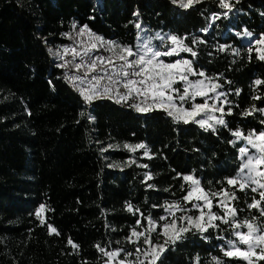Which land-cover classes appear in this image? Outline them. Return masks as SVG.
<instances>
[{
    "label": "trees",
    "instance_id": "trees-1",
    "mask_svg": "<svg viewBox=\"0 0 264 264\" xmlns=\"http://www.w3.org/2000/svg\"><path fill=\"white\" fill-rule=\"evenodd\" d=\"M227 2L231 11L219 0L189 8L173 0H0V264H104L96 245L134 252L126 237L136 220L146 227L144 217L151 215L161 223L166 212L154 205H183L185 175L209 192L235 191L236 220L256 217L264 225V217L247 207L259 195L226 183L237 176L244 147V140L230 143L236 140L231 131H264V115H242L253 105L264 108V98L253 99L264 97V84L254 83L264 81V61L257 59L256 46L237 36L244 30L257 40L264 35V0ZM137 24L150 35L177 36L197 53L193 58L182 52L181 58L193 60L195 69L220 85L223 100L230 102L224 111L232 110L223 116L226 127L205 131L176 122L165 111L139 113L129 106L135 99L86 104L65 79L73 65L58 67L49 52L68 44L65 36L83 26L105 42L134 48ZM154 43L170 48L168 41ZM139 144L148 155L140 149L133 160L128 151L104 150ZM126 204L139 212L127 211ZM41 205L44 224L35 215ZM212 210L221 215L215 205ZM215 223L218 227L203 234L185 233L157 264H214L217 259L245 264L223 255L233 228ZM49 226L58 234L50 235Z\"/></svg>",
    "mask_w": 264,
    "mask_h": 264
},
{
    "label": "snow or ice",
    "instance_id": "snow-or-ice-1",
    "mask_svg": "<svg viewBox=\"0 0 264 264\" xmlns=\"http://www.w3.org/2000/svg\"><path fill=\"white\" fill-rule=\"evenodd\" d=\"M174 3H179L181 7L189 8L194 4L201 3V0H173ZM220 7L231 11V5L227 0H219ZM75 27V25L73 26ZM140 28V25H136ZM78 36H87L89 40L94 41L84 47L83 53L78 52L75 48L72 49L73 59L77 56L89 57L87 62L81 60L80 63L74 65L77 72L84 70L83 77H71L70 82L74 85L84 84L85 80H88L87 87L78 88L80 96L83 98L86 104H90L97 98H109L115 99L116 103H128L129 100L135 98L138 102L129 105L135 108L139 112H149L153 110L165 111L168 116L172 117L174 121L183 123H197L205 131H216L214 125L227 126L224 115H232L231 108L225 113L223 105L230 103L229 101H221V106H217L216 103L209 104V99L219 100L224 93H217L219 84H212L209 87L205 83V79H211L206 77L204 71H198L193 66V60L179 59L174 62L165 63L160 60L161 56H174L179 55L180 52H188L193 58L197 56V53L193 51L191 47L184 44L183 39L177 36H169L167 39L171 42L172 47L168 50H156L153 51L147 45H144L142 50L134 52L132 48L127 46H120L115 42H105L98 36H93L87 26H83L79 29ZM159 35V34H158ZM248 35H251L248 33ZM160 39H164L160 37ZM98 42V43H97ZM203 43V41H200ZM99 46L107 44V51L112 53L108 57L97 56L91 57L90 53L98 50ZM257 45L264 46V35H262L257 41ZM223 46L221 51H223ZM66 55L68 49H64ZM252 49H249L251 52ZM258 52L257 59L264 61V47L256 49ZM52 52V49H49ZM238 54V53H237ZM56 55L60 56L57 52ZM130 57H136L130 59ZM62 59L63 57L60 56ZM58 67H67L66 64L57 65ZM92 73H97L92 75ZM190 76L204 77L205 79H199L192 81ZM67 78V74H66ZM107 81V83H102ZM182 84V91L174 87L176 84ZM228 83H231L228 81ZM257 86L264 84L262 80H256L254 82ZM124 89L123 92L120 89ZM209 93L215 95L209 96ZM175 94V95H174ZM236 95L240 94V90H236ZM197 97L203 99V103H192L190 108H185L183 105L177 106L174 103L175 99H179L181 102L195 101ZM264 97L255 96L253 99H262ZM219 112L220 117L206 114ZM259 112L264 115V108H257L253 105L250 109L244 111L242 115L252 116L254 113ZM83 115V113H82ZM212 121L213 123H209ZM264 124V120H261ZM231 135L236 140L230 141L235 144L237 141L244 140L248 147L240 148V154L242 163L239 167L236 177L228 178L226 183L228 186L236 189V191L244 192L249 189L251 192L259 194V199L252 198V202L247 205L249 209H256L261 217H264V131L257 132L252 130L248 134H244L241 130L237 129L231 131ZM130 151H136L137 149H145V155H148L146 146L139 144L135 146L125 145ZM249 148L254 150L252 154H249ZM105 151L107 149H104ZM140 167H147V165H139ZM146 180H151L153 177L150 174H145ZM185 184L188 185L187 189L184 185H181L182 191H185V195L181 198L183 204H191L192 209H195L199 215H181L176 216L177 212L186 213L192 209H188L182 206L180 201L166 202L164 205H154L153 207H163L164 211L169 213V216H161L159 220L162 224H158L157 221L151 216H146L144 219L147 221V226H143L139 219L136 220L135 227L131 230V233L126 237L127 243L139 244L141 242L143 247H136L135 251H125L123 248L105 251L99 245H96L97 249L107 259L104 264H157L161 261L162 255L168 250L170 245H175L178 241L183 239L184 234L195 230L201 234L208 231L209 228H216L218 225L215 223L219 220L223 224H230L233 228V234L240 245H244V248L239 247L233 241H228V250H223V255L230 259L242 260L245 264H259L260 261H264V225H258L256 217H253L252 221L234 222L237 216L238 210L232 206V201L238 199L235 191L229 192L225 189H221L217 192L206 191L201 187L200 181L193 175H185L182 177ZM149 188L154 185H148ZM167 191V189H165ZM222 197V198H221ZM213 198L218 200L215 205L220 208L223 215H218L212 211ZM127 211L139 212V209L133 208L131 204H126ZM45 206L41 205L35 215L41 224H44L43 213L45 212ZM206 210V211H205ZM141 215H143L141 213ZM159 227V232L157 228ZM246 228L247 232L236 231L239 228ZM140 229V230H137ZM157 233L158 237H163V242H157L153 239L152 233ZM49 234H58L56 229L49 226ZM223 239V237H219ZM68 244L73 249H78V245L73 243L71 239L68 240ZM124 253L123 259H117ZM135 256V260H129L128 257ZM143 257V258H141ZM214 264H223L221 260H215Z\"/></svg>",
    "mask_w": 264,
    "mask_h": 264
},
{
    "label": "rangeland",
    "instance_id": "rangeland-1",
    "mask_svg": "<svg viewBox=\"0 0 264 264\" xmlns=\"http://www.w3.org/2000/svg\"><path fill=\"white\" fill-rule=\"evenodd\" d=\"M176 5H178L179 7H181L180 5H179V3L177 2V3H175ZM181 8H184V7H181ZM138 31H139V35H138V37H137V41H136V45H135V47L134 48H132V50L134 51V52H136V51H138V50H142L143 49V47H144V45H147L148 47H150L153 51H156V50H161L155 43H154V40H158V41H161V42H165V41H168L169 43H170V48H168V49H171L172 47H175V45H172L171 44V42L167 39L169 36H171L170 34H168V33H166V32H161V31H158V32H156L154 35H150V34H148L147 33V31L144 29V27L143 26H140V28H138ZM159 34V35H158ZM238 36V35H237ZM240 36V37H239ZM239 40L243 43V44H245V45H247V46H256L257 48H259V47H264V46H261V45H257L256 44V41H257V38L254 36L253 38H251L247 33H244V32H242L241 34H239ZM66 37V39L69 41V43L68 44H66V45H63V46H60V47H58V48H56V49H52V52H51V54H52V59L58 64V65H61V64H66L67 63V65H73V70H75V67H74V65H75V63H76V58L75 59H73V53H72V49H76L77 48V30H73L72 31V33H70L69 35H66L65 36ZM160 37H163L164 39L162 40V39H160ZM94 42V41H93ZM98 43V42H97ZM116 44H118V45H120V46H125V45H122V44H120V43H116ZM103 46H107V44H104ZM98 47H100L99 46V44H98ZM128 47V46H127ZM131 48V47H130ZM64 49H68V52H67V54L65 55L64 54ZM167 49V50H168ZM57 52H59L60 53V56H62L63 58L61 59L60 58V56H58V55H56V53ZM181 53L182 52H180L179 53V55H174V56H171V57H168V56H161L160 57V60H162V61H164L165 63H170V62H174V61H176V60H179V59H188V58H181ZM234 54H235V52H234ZM90 56L91 57H96V54L94 53V52H91L90 53ZM174 57V59H172V60H169V58H173ZM89 58V57H88ZM136 57H130V59H135ZM189 60V59H188ZM189 79L190 80H192V81H196V80H199V79H205L204 77H199V76H190L189 77ZM205 83L209 86V87H211V85L212 84H216L214 81H212V80H210V79H205ZM174 87L175 88H177V89H180L181 91H182V84H180V83H178V84H176V85H174ZM120 91L121 92H123L124 91V89H120ZM217 93H221V91H220V89L218 88L217 89ZM223 93V92H222ZM175 95V94H174ZM213 95H215V94H213V93H209V96L211 97V96H213ZM133 99H135V98H133ZM111 100H113L114 102H116L115 101V99H111ZM136 100V99H135ZM129 101H133V100H129ZM221 101H224L223 100V96H221L220 98H219V100H213V99H209V104H212V103H216L217 104V106L219 107V106H221ZM136 102H138L137 100H136ZM136 102H134V103H136ZM174 103L177 105V106H181V105H183V107H185V108H190L191 107V104L192 103H203V99H201L200 97H197L196 98V100L195 101H186V102H181L179 99H175L174 100ZM136 110V109H135ZM137 111V110H136ZM137 112H139V111H137ZM139 113H145V112H139ZM207 115H214V116H216V117H219V115H221L219 112H213V113H209V114H206L204 117H197V119H200V118H207ZM209 123H213L212 121H209ZM195 124H197V123H195ZM198 125V124H197ZM199 126V125H198ZM216 125H214V127H215ZM200 127V126H199ZM243 144H244V147H248L247 145H246V142L244 141L243 142ZM130 146H132V145H130ZM113 151V150H116V151H128V152H130V154H131V160H133V158L135 157V152H137V151H139L140 149H137L136 151H130L129 150V148H126L125 147V145H118V146H114V145H111V146H108L107 147V150L106 151ZM254 152V150H252V149H250L249 148V154H252ZM131 161L129 160V162L128 163H130ZM125 165V164H124ZM126 165H127V163H126ZM114 167H117V165H114ZM245 191H250L251 192V190H250V188L249 189H247V190H245ZM258 192H259V190H258ZM258 192H256V194H258ZM251 193H253V192H251ZM259 195V194H258ZM222 198V197H221ZM218 203V202H217ZM217 203H215V204H213V206L214 205H216ZM183 207H185V208H188V209H192V205L191 204H183L182 205ZM218 208V207H217ZM219 209V211H220V214H221V216L223 215V212L221 211V209L220 208H218ZM206 211V210H205ZM213 211V210H212ZM214 213H216L215 211H213ZM217 214V213H216ZM44 215V214H43ZM181 215H199V213L195 210V209H192L191 211H188V212H186V213H181V212H177L176 213V216L177 217H179V216H181ZM219 215V214H218ZM165 216H169V213H167L166 212V215ZM219 221V220H218ZM234 222H239L238 220H236V218H235V221ZM163 222L161 221V223H158V224H162ZM137 230H140V229H137ZM160 230V229H159ZM159 230L157 229V232H159ZM236 231H241V232H247V229L246 228H239V229H236ZM152 236H153V239L155 240V241H157V242H160V243H162L163 242V237H158L157 236V233H152ZM228 241H233L234 243H236L239 247H241V248H244L245 246L244 245H240L239 244V242L236 240V237L234 236V234H233V236H232V238L230 239V240H228ZM227 241V242H228ZM226 242V247H225V249L224 250H228V248H229V245H228V243ZM134 245V244H133ZM136 247H143V243H142V238H141V242L139 243V244H136V245H134V249L136 248ZM124 258V253L122 252L121 253V256L120 257H118L117 259H123ZM141 258H143V257H141ZM104 259L106 260L107 258L106 257H104ZM128 259L129 260H132V261H134L135 260V256H131V257H128Z\"/></svg>",
    "mask_w": 264,
    "mask_h": 264
},
{
    "label": "built area",
    "instance_id": "built-area-1",
    "mask_svg": "<svg viewBox=\"0 0 264 264\" xmlns=\"http://www.w3.org/2000/svg\"><path fill=\"white\" fill-rule=\"evenodd\" d=\"M79 29H78V31H79ZM88 30L93 36H96L95 33L91 29L88 28ZM78 31H77V33H78ZM77 41L78 42H77L76 50L78 52H81V53H83V50H84L85 46H87V45H89L90 43L93 42V41L89 40L87 36L80 37L78 35H77ZM93 52L96 54V57L97 56L108 57V56L112 55V53L107 51V46H100V47H98V50L93 51ZM81 60H83L84 62H87L89 60V58L85 57V56H77L76 57V63H80ZM83 73H84V70L82 69L79 72H77L76 70H73V71H71L69 73H66L67 74V78H66V75H65L66 81L73 87L74 91L76 93H78V94H79L78 88L87 87L89 82H88V80H85L84 84H79V82L77 81V83L74 85L73 83L70 82V78L71 77H83ZM96 74L97 73H92V75H96ZM102 83H107V81H102ZM101 99H109V98H97V99H94V100H101Z\"/></svg>",
    "mask_w": 264,
    "mask_h": 264
},
{
    "label": "bare ground",
    "instance_id": "bare-ground-1",
    "mask_svg": "<svg viewBox=\"0 0 264 264\" xmlns=\"http://www.w3.org/2000/svg\"><path fill=\"white\" fill-rule=\"evenodd\" d=\"M244 33H247V34H248V32H247V31H245V30H244ZM238 36H239V35H238ZM249 36H250L251 38H253V37H254V35H252V34H251V35H249ZM239 37H240V36H239ZM243 43H244V42H243Z\"/></svg>",
    "mask_w": 264,
    "mask_h": 264
}]
</instances>
